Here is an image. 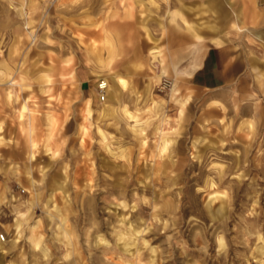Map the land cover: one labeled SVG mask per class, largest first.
<instances>
[{"label": "clouds", "instance_id": "obj_1", "mask_svg": "<svg viewBox=\"0 0 264 264\" xmlns=\"http://www.w3.org/2000/svg\"><path fill=\"white\" fill-rule=\"evenodd\" d=\"M0 264H264V0H0Z\"/></svg>", "mask_w": 264, "mask_h": 264}, {"label": "crops", "instance_id": "obj_2", "mask_svg": "<svg viewBox=\"0 0 264 264\" xmlns=\"http://www.w3.org/2000/svg\"><path fill=\"white\" fill-rule=\"evenodd\" d=\"M205 71L209 82L214 78V76L223 78L228 73L225 64L219 63L217 54L209 56Z\"/></svg>", "mask_w": 264, "mask_h": 264}, {"label": "rangeland", "instance_id": "obj_3", "mask_svg": "<svg viewBox=\"0 0 264 264\" xmlns=\"http://www.w3.org/2000/svg\"><path fill=\"white\" fill-rule=\"evenodd\" d=\"M192 54H193V56H198L199 55V53H196V52H193ZM213 54H217V52L215 50L211 51L210 53H208V57L211 56V55H213ZM45 62H47V60H45ZM219 63L225 64L226 69L227 70L229 69V65H230V61L229 60L224 59V58H220L219 59Z\"/></svg>", "mask_w": 264, "mask_h": 264}]
</instances>
